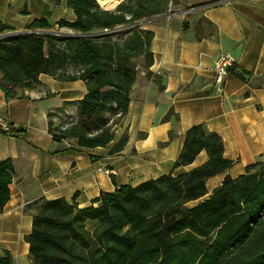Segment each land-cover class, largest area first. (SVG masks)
Instances as JSON below:
<instances>
[{
	"label": "trees",
	"instance_id": "16d2710c",
	"mask_svg": "<svg viewBox=\"0 0 264 264\" xmlns=\"http://www.w3.org/2000/svg\"><path fill=\"white\" fill-rule=\"evenodd\" d=\"M46 1L64 2L71 10L72 22H55L71 34L36 32L51 28L43 17L22 32L0 20V88L6 99H14L18 89L34 88L40 74L83 81L78 123L61 129L50 120L48 130L57 142L73 139L80 148L107 147L113 135L105 126L106 115L126 113L137 66L152 62V32L141 23L165 13L172 0H123L114 9L97 0ZM123 26H131L130 33L105 32ZM0 132L18 137L23 129ZM126 142L122 135L108 154L122 151ZM201 151L207 161L185 173L101 192L88 207L63 198L35 200L31 230L24 237L31 264H264V159L235 178L225 175L208 195L206 180L234 161L223 156L217 133L193 125L185 131L173 168L191 164ZM14 177L11 160H0V214ZM87 220L97 223L91 231ZM0 264H12L9 252L0 254Z\"/></svg>",
	"mask_w": 264,
	"mask_h": 264
},
{
	"label": "crops",
	"instance_id": "0c3cea01",
	"mask_svg": "<svg viewBox=\"0 0 264 264\" xmlns=\"http://www.w3.org/2000/svg\"><path fill=\"white\" fill-rule=\"evenodd\" d=\"M20 1L0 0V20L15 32L40 18L23 10ZM167 10L141 23L152 32V62L137 72L126 113L106 115L111 123L105 126L113 135L107 147L80 148L73 139L57 142L48 130L53 112L67 107L77 111L86 93L83 81L40 74L34 88L18 89L14 99H6L0 88V125L23 129L18 137L0 132V160H11L15 170L0 214V254L9 252L12 264H31L24 237L31 230L35 200L63 198L84 208L101 192L185 173L206 162L201 151L191 164L173 168L185 131L193 125L217 133L223 156L234 161L206 180L208 195L225 175L235 178L245 166L264 159V2L231 0L206 5L190 16ZM61 18L72 22L74 16L69 9L68 18L53 21ZM220 52L233 57L244 77L229 72L217 92L212 66ZM122 135L127 137L123 150L109 155ZM85 225L91 231L97 223L87 220Z\"/></svg>",
	"mask_w": 264,
	"mask_h": 264
},
{
	"label": "rangeland",
	"instance_id": "374dc122",
	"mask_svg": "<svg viewBox=\"0 0 264 264\" xmlns=\"http://www.w3.org/2000/svg\"><path fill=\"white\" fill-rule=\"evenodd\" d=\"M121 1L123 0H115L112 5H107V4H103L102 0H97L99 5L105 9H114L115 6ZM175 1L177 2L176 4L174 3ZM228 1L231 0H172V2L168 4L167 11L169 13L188 12L190 13L188 16H190L191 13L197 12L199 9H202L206 5H217ZM261 1L264 2V0ZM20 2H21L20 6H22V9L24 10L27 8L31 15H37L39 17L43 16L49 19L51 28L47 30H36V32L42 35L46 33L58 34L61 36L65 34H71V31H69L66 28H58L55 25V21H53L54 19H57L59 17L68 18L69 9L66 7L64 2L58 5H54L53 3H50L46 0H27L26 1L27 4H25V0H21ZM48 5L51 6L50 9H48ZM121 28L122 29L120 31L121 32L120 34H124L131 29V26H123ZM117 37H119V35L114 36V39H116ZM140 69L141 68L137 66V70L139 71Z\"/></svg>",
	"mask_w": 264,
	"mask_h": 264
},
{
	"label": "built area",
	"instance_id": "2783aa9c",
	"mask_svg": "<svg viewBox=\"0 0 264 264\" xmlns=\"http://www.w3.org/2000/svg\"><path fill=\"white\" fill-rule=\"evenodd\" d=\"M122 28H117L113 31H105L106 33H112V32H118L121 31ZM130 33L128 31L126 34ZM213 86L217 92L222 91V87L224 84L225 76L229 72H237L238 70L235 68L234 59L233 57L225 52H220L213 61ZM120 115V113H117ZM108 120V119H107ZM51 121L54 123V125L59 126L61 129L67 128L73 124L78 123L79 121V115L76 110H74L71 107H67L60 111H55L52 113ZM110 124L111 120H108L105 122V124ZM0 128L3 131L8 130V126L5 124H1ZM66 142V140H63ZM108 175L114 174L113 170H105L104 171Z\"/></svg>",
	"mask_w": 264,
	"mask_h": 264
},
{
	"label": "bare ground",
	"instance_id": "6f19581e",
	"mask_svg": "<svg viewBox=\"0 0 264 264\" xmlns=\"http://www.w3.org/2000/svg\"><path fill=\"white\" fill-rule=\"evenodd\" d=\"M115 0H102L103 4L112 5ZM114 6V5H113Z\"/></svg>",
	"mask_w": 264,
	"mask_h": 264
},
{
	"label": "water",
	"instance_id": "95a60500",
	"mask_svg": "<svg viewBox=\"0 0 264 264\" xmlns=\"http://www.w3.org/2000/svg\"><path fill=\"white\" fill-rule=\"evenodd\" d=\"M1 38V37H0Z\"/></svg>",
	"mask_w": 264,
	"mask_h": 264
}]
</instances>
